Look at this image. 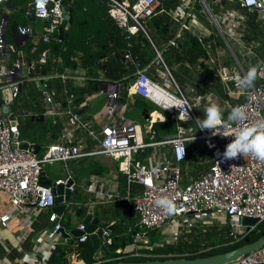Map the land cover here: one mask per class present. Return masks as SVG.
Wrapping results in <instances>:
<instances>
[{"label": "built area", "instance_id": "1", "mask_svg": "<svg viewBox=\"0 0 264 264\" xmlns=\"http://www.w3.org/2000/svg\"><path fill=\"white\" fill-rule=\"evenodd\" d=\"M63 1L33 0L30 4L28 0L27 8L30 5L34 6L35 17L37 22L41 23V28L37 29L30 23L19 25L18 40L24 44L32 39L33 52L41 43L49 44L52 37L55 34L58 35L59 27L65 22ZM227 1L235 3L234 0ZM8 2L10 1L0 0L1 59L9 57L11 49H14L6 39L8 13L2 12V6H10ZM197 2L202 12L206 13L216 26L219 25V21L220 24L227 21H232L235 25L244 23L243 17L236 10L215 15L206 0H181L180 8L173 13V20L180 26L175 38H180L183 30H189V22L194 20L198 12ZM219 2L220 0H217V3ZM235 4L252 14L257 13L259 20L264 23V0H255V2L239 0ZM159 5V0H106L109 18L128 36H134L140 32L148 35L146 23L156 15ZM241 35L243 36L242 32ZM238 45L243 44L239 41ZM155 50L156 58L145 67L130 53L125 55L127 62L134 67V72L124 78L126 82L135 78L134 84L130 86L128 83L133 95L165 113V115L159 114L155 122L152 121L149 130L145 128V125L128 121L123 116L116 121V112L126 108L120 102L121 83L106 84L102 87L110 108L107 112L108 123L99 132L83 120L74 105L75 96L66 91L68 95L66 108L62 112H54L56 116L66 117V128L62 131L60 140L50 144L40 157L29 150L20 149L23 141L20 140L21 133L18 127H12L11 121L0 110V192L6 194L11 203L10 209L0 217L2 227L8 226L13 211L24 212L28 208L34 211H53L57 198L53 189L56 186H68L72 183L68 189L72 194L76 191V184L71 175L56 181L53 186L44 185L42 175L45 165L66 163L92 156H104L114 161L117 170L127 177L129 189L132 185L141 187L140 193L134 198L133 210L137 224L136 231L132 235V245L124 251L119 250L118 252L122 253L120 257L99 261L96 264L128 258L157 257L143 251H152L154 248L151 246V231H157L160 236L162 234L165 236V233L170 234L174 242H178L183 234L190 233L198 224L202 223L209 227L214 226V220H222V225H230L229 237L232 238L233 243L245 239L264 222V162L242 156L225 160L223 153L226 145L232 141V137L213 136L210 131H200L196 125L183 123L188 121L189 124H195L197 118L203 119L204 117L199 114L200 109L206 106V101L218 100L219 96L213 93L199 97L195 87H189L187 91H183L165 64L162 53L158 49ZM47 55L48 51L42 54V61ZM209 59H211L210 55ZM235 59L237 60V57ZM105 61L106 59L101 62ZM216 61L222 67L223 73L219 74L222 81L236 82V79L229 76L230 72L224 70L225 63L219 59ZM156 62L164 67V72L160 73L161 81H157L149 74ZM258 65L264 68V60H260ZM22 71V62L18 60L11 62L10 67L0 65V104L13 105L18 98L24 78ZM61 78L66 79V76L61 75ZM257 79L259 83L250 88L243 101L236 105L244 107L247 115L244 123L248 125L264 118V74L258 75ZM45 80L46 78L31 79L32 82H43L44 85ZM230 94L231 91H229ZM54 95L48 90L43 92L44 101L52 104ZM225 104L230 110L235 107L227 101ZM163 122L175 123L176 133L158 142L155 140L156 131L153 125ZM79 132L87 133L96 142L97 147L91 149L86 142L78 138ZM197 141H202L210 152L212 165L207 171L199 173L187 184H183L182 171L189 159L188 144ZM158 145H169L171 154H153L148 161L137 158V155L143 154L147 148ZM162 197L174 199L177 205V211L174 214L166 215L156 206V198ZM118 198L116 193H106L108 202ZM62 218L63 216L52 212L49 221L56 225L53 230H45L44 233L59 236V231L64 228L61 223ZM244 218L257 219L258 223L254 226H244L242 224ZM209 221L211 222L206 223ZM167 226L169 227L166 229ZM85 228L84 222H80L76 227L81 231H85ZM65 230L67 234H70V230L66 228ZM26 231L27 229L20 236L21 241L24 236H27ZM99 234L103 246L106 244L111 246L110 231L102 230ZM69 238L76 241V246L91 240L88 233H84L77 239L72 236ZM49 257L40 258L34 264H47ZM227 264H264V247Z\"/></svg>", "mask_w": 264, "mask_h": 264}, {"label": "trees", "instance_id": "2", "mask_svg": "<svg viewBox=\"0 0 264 264\" xmlns=\"http://www.w3.org/2000/svg\"><path fill=\"white\" fill-rule=\"evenodd\" d=\"M10 5L14 8L11 20L7 26V42L13 43L18 37L17 28L19 25H26L21 16L16 15V12H21L27 8L28 0H9ZM212 13L218 15L229 7L227 0H206ZM160 5L156 11V15L147 21V32L159 51L162 52V57L167 67L172 72L178 85L183 91H187L188 86L195 87L198 91V96H207L217 94L222 100L229 101L233 106L240 104L243 99H233L228 92L227 85L222 81L219 74L211 71L204 65L203 61L209 60L210 51L215 52L216 47L224 45L219 39L216 45H213L215 37L204 38L199 35H192L187 30H183L180 38H175L179 29V24L173 20V13L177 12L181 6V0H159ZM197 9L202 10L200 4L196 3ZM234 10L242 11L246 14L244 18L245 27L243 28L242 41L248 45L259 46L256 48V53L264 56V23L259 20L257 13L252 14L241 8L237 4H233ZM245 17V16H244ZM243 23V24H244ZM63 38L59 39L57 34L52 37L49 44L41 43L36 51L32 52V45L25 44L24 49H28L30 53L29 60L34 61V69L31 73L33 78H46L45 86L48 92L54 93L56 100L60 101L62 108L67 106V95L75 96L74 105L79 104L84 100L86 94L98 92L101 82L106 79L110 81H119L122 78L130 75L126 64L123 63L126 52H130L143 67L150 64L157 56L155 47L149 40L146 34L140 32L137 37L129 36L120 29L107 14L106 0H74L70 12V20L64 22ZM96 37V38H95ZM102 37V38H100ZM100 38V39H99ZM92 39V40H91ZM173 42V44H170ZM95 45H98V50H95ZM209 45V47H208ZM233 49L235 47L232 46ZM48 51L50 53L46 59L42 61V54ZM17 57V55H12ZM240 58V56H238ZM257 58V57H256ZM253 58L245 66L246 72L251 66L258 65L257 59ZM105 62H101L105 60ZM61 60L62 64H59ZM78 60V62H77ZM79 65L87 70V85L84 88H76L71 81L63 83L61 75H64L66 69L72 73L77 70ZM160 67H164L160 64ZM99 71L104 72V79L100 80ZM124 81V80H122ZM34 83L24 82L20 86V95L14 101V111L16 113L32 112L42 115L46 112L44 103L41 101L43 92L39 90ZM259 83L256 79L254 85ZM232 88L236 91V87L231 83ZM249 91V89L247 90ZM22 96V97H21ZM28 96V97H27ZM25 97L29 98L28 100ZM245 98V97H244ZM127 95L121 98V103L125 104ZM135 106L140 111L143 109L155 111L150 108V105L145 103L143 99L138 98ZM229 111H226L223 116L227 120ZM20 118L19 131L21 133L20 140L27 141L32 144H42L47 140L49 135L56 136L58 133L53 132L52 120L35 123L31 117ZM160 123L155 124L158 140L161 136L176 133V127L173 129L162 128ZM151 150L147 149L142 156H138L139 160H144L150 154ZM188 165L183 168V184H187L188 179L187 167L191 166L194 170L203 173L212 165V156L206 149L202 141L192 142L188 144ZM196 175L195 177H197ZM141 187L134 186L131 189L130 198H135L141 191ZM120 194L127 196V177L121 176L119 183ZM87 197L81 193H75L72 198L70 209L72 212H66L62 219V226L67 230H73L76 225L72 221L71 216H75L80 222H84L88 217L92 218V222L101 227L105 221L116 220L115 226L111 227L110 238L111 247L114 252H111L106 246L100 243L94 247L91 240L84 244L75 245L76 241L72 240L67 246H56L50 255L47 264H69L67 256L73 249L78 252V259L83 264H94L97 262L96 253L103 250L106 253V259L120 257L122 253L119 250H125L132 245V235L136 231L135 220H131L130 215H125L121 218V208L102 209L98 207L94 212L89 213L85 207L77 208L75 204L86 203ZM132 203V202H131ZM126 202L129 210L133 211L132 204ZM130 205V206H129ZM134 205V202H133ZM107 214V215H106ZM109 214V215H108ZM129 217V218H127ZM214 227V226H213ZM219 227L215 226L211 230H204L201 235L196 236L193 233L183 234L176 243H166L159 246H153V250H143L157 257L151 258H128L124 260H113L102 262L101 264H112L117 262H132V261H155V260H177V259H196L209 257L221 253H225L238 247L250 244L258 240L264 234V222L261 223L255 231L250 233L245 239L239 242L231 243L229 237V229L223 226L219 231ZM196 229V228H195ZM192 229L191 231H194ZM133 231V232H132ZM188 235V236H187ZM161 236L157 231L150 232L151 243L155 244ZM75 246V247H74ZM103 246V248H102Z\"/></svg>", "mask_w": 264, "mask_h": 264}, {"label": "crops", "instance_id": "3", "mask_svg": "<svg viewBox=\"0 0 264 264\" xmlns=\"http://www.w3.org/2000/svg\"><path fill=\"white\" fill-rule=\"evenodd\" d=\"M228 3H229V7L224 8L225 10L223 12L226 13L227 11L229 12L235 11L233 8V4L230 3L229 1ZM2 8H3L2 10L3 13L10 14V20H11V17L13 13L15 12L14 8L13 10L11 9L10 6L9 7L2 6ZM236 11L241 17H243V19L244 18L247 19L246 14H243L242 11H239V10H236ZM26 22L28 24L27 20ZM174 22L177 23L175 20ZM39 24L41 25V23ZM221 24L219 21V25L216 26L215 24L212 23L211 19L206 13H203L202 10L200 11L198 10L194 20H191L189 22L188 32L191 33L192 35H199L204 38L215 37L216 40L215 39L213 40L212 42L213 45H216L217 41L220 39L224 43V45L222 46L217 45L216 51L213 53H217L219 49H233L232 46L235 47L234 50L237 53L241 55L243 54L241 58H237L236 60L239 63V66H241L239 62L240 60H242L243 63L245 62V59L243 58L246 55L248 58H250L247 61V63L256 57H257L256 59L258 63L260 60H264V56H260L259 54L256 53V48L259 46V44L248 45L242 41L241 32H243L245 23L242 25H235L234 23H232V21H227L226 23L221 22ZM146 27H147V24H146ZM36 28L40 29L41 27H36ZM65 29L67 28L64 27V30ZM138 35L139 34L134 35L133 37H137ZM147 37L152 42L155 49H158L156 45L154 44V42L152 41L149 34L147 35ZM31 40L32 39L27 40L24 44L17 39H15L13 43H8L9 45L12 44L14 49H11L9 53V57H7L6 59L0 58V65L4 64L7 67L8 66L10 67L11 62H14L17 60L22 62V65H23L22 74L24 78L22 80L23 82L21 85H23L24 82L29 83V84L33 83L31 81L33 77H31L30 75L33 72L35 62L29 60L30 53L28 52V49H24L25 44L27 43L31 44ZM239 41L243 44L242 46L238 45ZM94 47H95V50L99 49L97 48L98 45H95ZM240 49H242V51L245 54ZM31 53H33V51ZM127 53H130V52H126L125 55ZM49 54L50 53H48V55ZM223 54L224 53H221L219 51L218 56L216 57V60L219 59L220 61L226 63L227 62L226 55H223ZM12 55H17L16 59ZM209 55L211 56L210 53ZM123 63L126 64L127 70L130 73L134 72V67L130 63L127 62L125 56H124ZM59 64H62L61 60H59ZM30 67L32 68L29 69ZM241 68L243 69V72L245 74L246 70H244L242 66ZM65 72L66 73L64 75L66 76V79H63V83L65 85L67 81H71L73 86L76 88L86 87L87 82H88L87 70H85L79 65L77 70L74 71L73 73L68 69H66ZM149 72H150L149 74L151 77H153L157 81H161L160 73H163L164 71L160 67V63L158 64L156 62L154 64V67L150 69ZM99 75L101 77L100 80L104 79L103 71H99ZM124 78H122L119 81H114V82L104 79L101 82L100 90L98 92L91 93L90 95L86 94L84 100L79 104V106H75L77 111L80 113L81 117L83 118V120L90 123L91 126L98 132L101 131L102 127H104L108 123L107 112L110 108V103L108 102L106 95L102 92V87L106 84L121 83L122 84L121 92H120L121 98H124L127 95V101L124 104L126 108L123 111L118 110L116 112V121L119 117L123 116L126 120L131 121V122L140 123L141 121L140 124L145 125V128L149 130V127L152 121L155 122V120L157 119V118L156 119L154 118L155 115L158 116L159 114H161V112H159L158 110L149 111V110L143 109L140 111L139 109H137V107L135 106V103L139 97L133 95V93L129 89L130 88L128 85L129 82L122 81L124 80ZM37 83L38 84L34 83V85H36V87L42 91L41 84H39V82ZM236 86H237V83H236ZM227 88H228V92L231 91L229 87ZM236 89L238 88L236 87ZM230 96L233 99H240V98L243 99L245 97V94H241L239 90H236V91L232 90ZM27 97H25L26 100L29 99ZM218 100L221 101L222 99L219 97ZM41 101L44 103V107L46 109V112L44 113L45 115L44 121H46L47 119L52 120L53 132L58 133V135L56 136L49 135L47 140H45L42 144H40L42 149L39 155H43V153L46 151V148L50 144L57 143L60 140L62 131L66 128V117L63 115H59V116L54 115V112L63 111L60 101L56 100V98L54 97L53 103L50 104L51 107H48L49 103L47 104L44 101V97L41 98ZM120 102H121V99H120ZM223 102L225 103L226 101L223 100ZM227 109H228L227 111H230L228 107ZM133 110L135 111L137 110L138 111L137 114H134L132 112ZM12 111L18 117L17 119L18 127L20 123V118H23V121H25L24 117H31L33 115H39V114H34L32 112L16 113L14 111V103H13ZM160 124L163 125L165 123L163 122ZM55 125H59L60 127V128L59 127L56 128L57 131H54ZM153 126H154V130L156 131L155 140L158 142H162L166 138L174 135V134L164 135V136H161L162 138L158 140V134H157V130L155 129V124ZM161 127L163 128V126ZM77 136L78 138L86 142L91 149H94L97 147L96 142L87 133L79 132ZM147 149H150L151 152L147 157H144L145 161H148L150 159L149 157H151L153 154H157V153L158 154L166 153L167 155L171 154V147L169 145L168 146L158 145L156 147H150ZM39 155L38 157H40ZM138 156L139 155H137V158ZM140 156L142 155L140 154ZM43 170L44 171L42 175V183L44 184L50 183L49 185H52V186L54 185L56 181L65 178L67 175L72 176L76 184V191L73 193V195L77 192L87 197L86 203L75 204L77 208L85 207L88 209L89 213L94 212V210L98 207H101L102 209H111V210L115 208H121V218L125 215L127 216L130 215L131 220L134 219L135 225L137 224V218H136L135 212L133 208H132L133 211L129 210V207L128 205H126V202H129V203L132 202L131 204L133 206L134 197L130 198V193H131L132 187L138 186V185H132L130 189L127 186V196H123L122 194H120L119 183H120V177L123 175L117 170L116 163L112 161L110 158H107L104 156L85 157L82 159L72 160L66 163L59 162L53 165H45ZM106 193H116L119 196V198L111 202H108L106 200ZM73 195H72V198H73ZM72 198H71V201H72ZM69 205L71 206L72 202H70L68 206ZM68 206H67V209H68ZM10 207H11V203H10L9 197L6 194L0 192V217L5 212H7L10 209ZM67 209L65 210V212L67 211ZM52 212L53 211L51 210L34 211L31 208H28L24 212L13 211L11 220L8 223V226L5 228V227H2L0 224V264H23V263L34 264L36 260L50 256L52 254L54 246H59V245H62L63 247L66 245L68 246L69 242L73 240L72 238H69L66 240L65 238H62L60 235L57 236L51 233H44L45 230H50L48 226L50 224L49 218ZM115 223H116V220H110V221L104 222V224L110 225L108 227L109 229L111 227H114ZM74 224L77 227L79 225V220L77 219V221ZM92 224L95 225L93 222ZM76 227L74 229H76ZM26 229H27L26 231L27 236H24L23 241H21L20 236L25 233ZM101 232H102V226L99 227L98 234ZM105 256H106L105 251H103L102 249L99 250L96 253V259H97L96 263H99V261L105 258ZM67 259H68L69 264H83V262L78 259V252L75 249H73L72 252L67 256Z\"/></svg>", "mask_w": 264, "mask_h": 264}, {"label": "water", "instance_id": "4", "mask_svg": "<svg viewBox=\"0 0 264 264\" xmlns=\"http://www.w3.org/2000/svg\"><path fill=\"white\" fill-rule=\"evenodd\" d=\"M235 3H238L239 0H234ZM33 0H29V3L31 4ZM10 5V2H8ZM73 0H64L63 1V18L65 22H68L70 20V12L72 8ZM11 9L13 10V7L10 5ZM18 16L26 18L28 23L34 24L37 22V19L35 17L34 13V6L30 5L28 8L24 9L21 12H16L15 13ZM6 20L7 24L10 21V15H6ZM63 33H64V25H61L59 27L58 31V37L59 39L63 38ZM18 40V37H16ZM27 40V39H26ZM20 41V40H19ZM161 52V51H160ZM162 53V52H161ZM135 83V78H132L129 81V85L131 86L132 84ZM42 86V91L46 92L47 87L43 84V82L39 83ZM48 104V103H47ZM13 105H3L0 104V110L3 113L5 117H8V119L11 121V126L17 128L18 127V117L17 115L12 111ZM48 107H51L50 104H48ZM32 121H35L36 123L43 122L45 120V115H33L31 116ZM59 125L54 126V131H57L56 128H58ZM60 128V127H59ZM16 142V141H15ZM16 147V145H14ZM20 149L23 150H29L31 153L34 155L38 156L39 153L41 152V145L40 144H32L27 141H23L20 145ZM44 184V183H43ZM50 183L44 184V185H49ZM70 183L68 186L60 185L54 187V192L57 195L56 198V206L53 208V212H55L58 216H63L65 210L67 209V205L71 202L72 198V193L68 189V187L71 185ZM258 223L257 219H252V218H244L242 221V224L244 226H254ZM56 223H51L49 224V229L53 230L54 226ZM85 225V231H81L79 229H73L70 231V234L66 233L65 228H62L59 231V234L62 238L68 239L70 236L73 238H80L84 233H88L91 236V241L94 245V247L98 246L101 242L100 234H98L99 227L97 225L92 224V218L88 217L84 221ZM110 225L109 224H104L102 226V230H106ZM264 247V234L255 242L246 244L244 246L238 247L236 249H233L231 251L209 256V257H202V258H196V259H177V260H155V261H132V262H117V263H112V264H227L229 262H233L245 255H248L252 252H255L261 248ZM106 248L109 249L111 252H114V248H112L109 244H106ZM23 264H28V263H23Z\"/></svg>", "mask_w": 264, "mask_h": 264}, {"label": "clouds", "instance_id": "5", "mask_svg": "<svg viewBox=\"0 0 264 264\" xmlns=\"http://www.w3.org/2000/svg\"><path fill=\"white\" fill-rule=\"evenodd\" d=\"M262 74H264V68L259 65L251 66L242 77H236L237 88L241 90L252 88L258 75ZM223 112L224 110L216 104L206 107L203 113L204 118L196 119V127L200 131H210L213 136L233 138L226 145L223 153L225 160H232L242 156L243 158L251 157L264 162V118L248 125L244 123L247 115L243 106L232 107L227 120L224 119ZM155 204L166 215H172L177 211L174 199L168 197L156 198Z\"/></svg>", "mask_w": 264, "mask_h": 264}, {"label": "rangeland", "instance_id": "6", "mask_svg": "<svg viewBox=\"0 0 264 264\" xmlns=\"http://www.w3.org/2000/svg\"><path fill=\"white\" fill-rule=\"evenodd\" d=\"M23 21H26V19L25 18H21ZM34 26L35 27H41V25L38 23V22H36V23H34ZM219 51L221 52V53H224L223 55H226V59H227V62L225 63V65L223 66V68H224V70L225 71H229L230 72V74H229V76H231L233 79H236V77L237 76H243L244 75V72H243V69L241 68V66L244 68V70H245V66L247 65V61L250 59V58H248L247 57V55L243 58V59H245V62L243 63V61L242 60H240L239 62H240V64H241V66H239V63L236 61V59H235V57H237L238 58V56H240V58H241V56L243 55H241V54H239V53H237L234 49H219ZM219 51H217V53H213V52H211L210 51V54H211V59H209V60H205V61H203V63H204V65L205 66H207L211 71H213L214 73H217V74H222L223 72H222V67L221 66H219V64H218V62L216 61V57L218 56V53H219ZM243 52V51H242ZM244 53V52H243ZM245 54V53H244ZM231 83L234 85V87L236 86V82L233 80V81H228V80H226V82H225V84L227 85V87H229L230 89H231V91L233 90V88H232V85H231ZM190 87H192V86H190ZM237 87V86H236ZM188 89H189V86H188ZM237 90H239L240 92H241V94H246L247 93V90H241V89H237ZM234 91V90H233ZM149 104V103H148ZM212 104H216V105H218V106H220L223 110H224V112H223V114L228 110L227 109V106H226V104L223 102V100H209V102H207L206 101V106H203L201 109H200V112H199V114H200V116L201 117H204V110H205V108L206 107H208V106H210V105H212ZM150 105V108L151 109H153V110H158L159 112H161V113H163L164 115H165V113L163 112V111H161L158 107H156V106H153V105H151V104H149ZM150 111V110H149ZM134 114H137V110L135 111V110H133L132 111ZM140 123H141V121H140ZM189 125H195L194 123H190ZM163 126V128H169V129H173V128H175L177 125L175 124V123H173V122H166L165 124H163L162 125ZM39 156H41V155H39ZM169 157V156H168ZM192 164H190V166H188L186 169V171L189 173L188 175V179H191V178H193V177H195L196 175H198L199 174V172L197 171L195 174H193V173H191V171L192 170H194V168L191 166ZM66 212H72V210L70 209V205L68 206V209H67V211ZM65 212V213H66ZM65 215V214H64ZM63 215V216H64ZM72 217V221L75 223L76 221H77V219H76V217L73 215V216H71ZM211 221H209V222H206V223H210ZM214 227L215 226H217V227H219L218 229H219V231H221L220 229L223 227V226H225V227H227L228 229L230 228L229 226L230 225H222V220H214ZM169 226H167L166 227V229L168 228ZM213 226H209V227H207V226H205V225H203L202 223H200V224H198L197 225V227H196V229L194 230V231H191L190 233H193L194 235H196V236H199V235H201L203 232H205V231H203V229L204 230H211V229H213L214 228ZM190 233H188V235L190 234ZM187 235V236H188ZM231 241H232V238H231ZM166 243H176V242H174V238L170 235V234H166L165 233V236L162 234L161 235V237L159 238V240L155 243V244H151V246L153 247V246H159V245H163V244H166ZM102 248H103V246H102ZM105 255V254H104Z\"/></svg>", "mask_w": 264, "mask_h": 264}, {"label": "bare ground", "instance_id": "7", "mask_svg": "<svg viewBox=\"0 0 264 264\" xmlns=\"http://www.w3.org/2000/svg\"><path fill=\"white\" fill-rule=\"evenodd\" d=\"M157 117H158V116H157V115H155V117H154V118L156 119ZM187 122H188V121H183V123H184L185 125H187V124L189 125V123H187Z\"/></svg>", "mask_w": 264, "mask_h": 264}]
</instances>
